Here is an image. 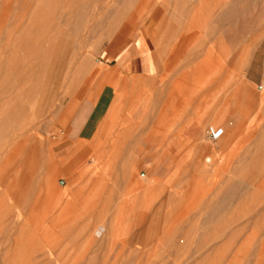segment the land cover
I'll return each mask as SVG.
<instances>
[{"label": "rangeland", "instance_id": "rangeland-1", "mask_svg": "<svg viewBox=\"0 0 264 264\" xmlns=\"http://www.w3.org/2000/svg\"><path fill=\"white\" fill-rule=\"evenodd\" d=\"M203 1L79 0L77 3V0H74L76 4L71 6L69 0H42L40 4L35 1L34 7H26L25 0H0V118H3L0 119V130L8 128L10 131L15 127L28 126L30 129L36 122L43 120L45 127L40 131V139L44 140V144L46 141V152L58 139L67 136L68 129L78 133L83 131L88 118L95 110V105V116L81 137L88 134H85L86 130H96L97 137L93 140L96 144L104 129H110L108 132L111 134L114 130H124L121 136L125 142V155L119 162L118 159L115 160L118 163L111 160L110 170H107L106 164L95 170V162L88 153L90 144H82V139L76 140L79 154L75 169L78 178L73 184V195L84 203L88 212L110 209V215L114 211H122L121 224L124 234L130 233L141 224L138 216H149L144 226L154 229L160 227L164 232V235L152 244L150 251V255H153L152 250H155L154 254L160 255H155L159 260L158 264H228L239 249H242V252L233 264H264V16L257 17L258 14L264 13V0H253L256 4L249 8L255 17H250L248 21L251 29L247 35V49L242 43L232 45L225 39L221 41L213 37L219 26V22H216L219 13L224 12L225 4L234 0H205L209 3L205 6L207 13L202 9ZM67 2L70 8H88L85 10L87 14L83 8L81 10L86 15L75 7L76 18L72 15V19L66 13L67 10L73 13V8L69 9ZM60 4L66 12L61 11ZM23 7L25 11L31 8L27 17L44 19H40L44 29L40 32L44 31L46 34L39 35L36 29L32 34L33 37L38 35L40 43L42 42L41 47L54 41L51 46H45V50H42L52 49L50 51L56 59L45 63L43 54L36 61L37 64H47L45 68L48 66V69H43L47 72L54 69V76L51 78L45 79L43 75L47 72L40 74L37 66L30 68L31 72L28 71L31 66L29 59L32 58L35 46L30 44L27 49L24 43L21 44L27 40V35L30 36L25 30L28 19L23 22ZM57 10L58 13L61 12L60 15L65 14L57 17ZM80 12L88 25L83 21L80 33L73 35V26ZM64 15L68 19V26L65 23L66 26L62 27L65 36L60 40L61 33H58L53 25L56 18ZM236 24L240 27L245 23ZM47 28L51 29V32ZM149 28L160 31V45L177 58L173 67L163 71L161 76L160 88L161 91L164 88V94L161 96V91L157 94L159 106L165 108L166 104V109L174 115L169 119L168 137H180L187 127L197 136V140L194 146L181 150L176 155L158 151L156 159L151 160L150 157V162L146 164V156H149L145 155L146 151L140 147L145 136H142L139 128L133 127L124 118L122 111L114 112L115 107L121 102L124 103L129 95L125 94L123 86L126 75L122 72L116 74L118 70L112 66L135 42L139 33ZM14 45L18 51L14 50ZM72 51L74 53H71ZM239 53L240 56L237 55ZM234 55L237 60L230 64ZM180 73L189 75L185 83L187 87L185 84L179 87L180 91L189 95L180 96L177 91L170 97L171 87L179 80V76H182ZM54 77L57 79L55 91L49 89L33 97L22 95L21 89L28 81L40 84L43 80L41 87L44 89L48 82H55ZM103 88L116 98H102ZM14 89L20 94L17 91L15 93ZM15 95L18 96L13 98ZM85 97L88 99L80 102ZM26 101L30 102L31 108L23 111L21 108L24 107L23 104L27 107ZM13 102H16V105ZM70 103L72 106L68 109ZM243 111L246 117L242 115ZM128 126L133 127L132 131ZM127 128L129 132L126 131ZM221 129L225 136L212 140L210 132ZM132 137L138 140L135 142ZM49 141L51 144L47 143ZM202 145L206 147L204 152ZM46 153L45 159L36 164L30 172L35 188L34 196L39 198L36 219L38 218L37 223L41 230L47 225L46 219L60 207V196L53 195L48 188L56 186L64 190L68 185L66 179L51 175L55 171L50 168L53 166L50 165L48 151ZM209 156L214 160L211 164L205 163V158ZM62 157L58 153L56 161L59 162ZM128 160L135 164L133 171L126 163ZM4 161L5 158L1 163ZM84 161L88 162V166L83 165ZM134 195L138 198L137 208L132 216L125 205L136 200ZM0 199V232L2 236H6L8 198ZM77 209L81 211L80 208ZM159 210L162 211L161 214ZM157 215H161L159 222L163 220V215L166 221L158 223ZM210 217L215 219L212 224L208 222ZM152 218H156L154 222ZM153 223H156V227ZM103 233L104 229L100 228L96 240L92 243L90 241V245L86 244V247H91V251L85 254L86 264H137L139 257L137 255L132 259V248L122 251L119 243L113 246L108 239L101 238ZM249 238L250 240H247ZM80 241L79 244H82ZM232 242L238 244L234 246ZM103 244H106V247ZM231 244L235 253L230 250ZM234 247L238 248L235 250ZM171 251L176 254L170 256ZM207 257H210L209 260L204 261ZM154 259L157 260L156 257Z\"/></svg>", "mask_w": 264, "mask_h": 264}, {"label": "bare ground", "instance_id": "bare-ground-1", "mask_svg": "<svg viewBox=\"0 0 264 264\" xmlns=\"http://www.w3.org/2000/svg\"><path fill=\"white\" fill-rule=\"evenodd\" d=\"M35 1H37L38 4H40L42 2V0H25L26 7L27 6L30 7L32 5L34 7L35 5L33 3ZM59 1L63 2V0H59ZM71 1L74 2V0H71ZM71 1L69 0V2L71 3V6L73 4L74 5L76 4L75 2L73 3ZM78 1L79 0H77V3H78ZM50 2H52V1H50ZM65 2L66 1H64V3ZM254 2L255 1H253V0L252 1L251 0H234L232 3L225 4L224 7L226 9L223 10L224 12H220L218 17H217L218 21H216V22H219V26L214 31L213 37L217 38L221 41H223V39H225L232 45H238V44L242 43L244 45L245 49H247L248 48L247 43H249V39L247 38V35L251 29V28H249L248 21H250L249 20L250 17H255L253 12L249 8L253 4H256ZM15 3H17V1ZM82 3H84V2H82ZM66 4H67L69 9L73 8V7L70 8L71 6L68 5V2ZM208 4L209 3L207 1H205V0L203 1V7L204 8H202V9L205 10V12H206L205 6L206 5L208 6ZM48 5H50V4H48ZM60 6H61V11L64 12L65 11L64 6L61 4L59 5V7ZM62 6H63V8H62ZM90 6L92 8V5H90ZM59 7H57V8H59ZM75 7L72 10L73 13H71L69 10H67V12L65 11L72 19H73L72 15L76 14V13H74ZM77 7H79V6H77ZM82 8L83 7H81V9ZM23 9H24V7H23ZM23 9H22V11H23ZM30 9L31 8H28L26 11L24 9V11H23L24 12L23 18L25 19V20H23V22H25L27 19L29 22V23L27 22L28 25L26 27H25V25L23 27H25V30L28 31L27 34H29L30 36H28V35L26 36L27 40L25 42H22V39H21V42H22L21 44L24 43V45H26V47H28L30 44L35 46V49H34L33 54H32V58L29 59V63L31 64V66L28 68V71L30 70V72H31V69H34V67L37 66L39 68L38 71L39 70L41 71L40 74L41 73L44 74L45 72H47L46 70L48 69L47 68L48 66L45 68V66L47 65V64L45 65V63H47L46 61H54L56 59V56L55 55L52 56V53H51L52 51H50L52 49H50V48L47 49L46 51L42 50V48H44L47 45L45 43V45L43 44L44 47H41L42 42L40 43V39H39L38 35L35 37L32 36L34 29H36L38 31L37 34H39V33H41L40 30L42 31L43 26L41 24L42 22L40 23V19H41L40 17L39 18L38 17H27L29 12H30ZM49 9H50V7H49ZM77 9H80V8H77ZM86 9H88V8L85 7V9L83 8L82 10H84V12H85ZM260 9H262V8L260 7ZM208 10H209V8H208ZM68 11H69V13H68ZM221 11H222V9H221ZM261 12H262V10H261ZM57 13H58V10H57ZM57 13H56V16L58 17L60 15L59 13H61V12H59L58 15H57ZM70 13H71V15H70ZM82 13H83V11H82ZM85 13L87 14V12H85ZM85 13H83V14H85ZM62 14H65V13H62ZM83 14H81V12L79 15L77 14L78 20H77L76 24L73 26V30H72L73 35L76 32L78 33L80 31V29L83 28V26L81 27L83 21L86 23L85 19L83 20V18H84ZM89 16H91V15H89ZM263 16H264V13H260L257 15V17H263ZM74 18H76V16ZM254 19H256V18H254ZM41 20H44V19H41ZM44 22H43V24H44ZM67 22H68V19H67V17H65V15L63 17H59V18L55 19L53 26L56 28L58 33L59 32L61 33L59 35L60 40H62V38L65 36L64 32H62V27L64 25L66 26L65 23H67ZM240 22H243L245 24L243 26L239 27L236 23H240ZM257 22L259 23V21H257ZM14 24L17 25L16 23H14ZM70 24H71V22H70ZM89 25H90V23H89ZM46 26H47V24H46ZM67 26H68V23H67ZM16 28L18 29L19 25ZM16 28H15V30H16ZM70 28H71V26H70ZM258 28H260V27H258ZM47 30H48V28H47ZM50 30H48V31L51 32ZM89 33H91V32H89ZM251 33H253V30ZM44 34H46V32L43 33V35ZM47 35H49V34H47ZM55 37H56V35H55ZM252 37H253V35H252ZM46 40H48V38ZM17 41H18V39H17ZM53 42L54 41H52V43ZM15 43H16V41H15ZM52 43H50V45H48V46H51ZM221 43H223V42H221ZM21 44H20V46H21ZM57 45H55V46L57 47ZM87 45H89V44H87ZM21 47L24 48L25 50L29 49V47L26 49V47H23V45ZM79 48H81V47L79 46ZM16 49H18V48H16V46H15L14 50H16ZM82 49L83 48H81V50ZM44 50H45V48H44ZM53 50H54V48H53ZM16 51H18V50H16ZM241 52L243 53V51H241ZM71 53H74V51H72ZM13 54H14V52H13ZM43 54H44V62H45V63L43 62L44 65L42 63L37 64L36 61L38 59H40ZM237 55L240 56V53ZM67 56H69V55H67ZM81 56H83V55L81 54ZM242 58H240V59H242ZM57 59H58V56H57ZM15 60H16V57H15ZM236 60H237L236 56L235 55H234V57L232 56L231 60H230V64H233ZM245 60H246V58H245ZM70 61H72V59ZM43 69H46V70H43ZM33 71L35 72V70H33ZM33 71H32V73H34ZM50 72H49V74L46 73L45 75H43V76H45V79L52 77V75L54 74V69H52ZM97 72H98V70H97ZM175 72H173V73H175ZM57 74H58V72H57ZM57 74L55 75L56 78L58 77ZM104 74H105V72H104ZM46 75H48V77H46ZM68 76H70V75H68ZM188 77H189L188 73H183V75L181 77L179 76V78H178L179 80L176 83L174 82L175 84L172 83L174 85L171 87L170 97L172 95L174 96V94H176L177 91H178V94L180 96H183V95L188 96L189 95V94L188 95L184 94L182 91H180V88H179L181 85H184L185 83H187ZM19 78H22V77H19ZM55 79H54L55 82H53L51 84H50V82H48L47 86L44 89H43V87H41L43 80H42V83H40V84H35V82L30 80V79H29L30 81H28L27 84H25V82L23 81V84H25V85L22 87L21 93H22V95H25L26 97H33V96H36L39 92L44 93L45 91L47 92V90H49V89L55 91L56 84H57V79L56 80ZM17 80H16V82H17ZM176 80H177V78H176ZM20 84H21V82H20ZM185 86L187 87L186 84H185ZM128 89H130L129 90L130 92L128 93L129 94L128 98L125 99L124 103L121 102L120 105L117 106V108L115 107L114 112H117L118 110H120L124 113L125 103L128 100H130V98L135 93H137L135 91V89L130 88V87L128 88V85H127V90ZM183 89L186 90V88H183ZM14 91L16 93L17 90L14 89ZM14 91H13V93H14ZM17 93H18V91H17ZM18 94H20V93H18ZM162 94H164V88L161 91L160 95L162 96ZM17 96L18 95H15V97H13V98H16ZM169 99L171 100V98H169ZM169 99H167V100H169ZM176 99H177V97H176ZM170 100H169V102H170ZM13 103L15 104L16 102H13ZM13 103H12V105H13ZM175 103L177 104V102H175ZM26 104H27V107H26V105L23 104L24 107L21 108V109H23V111H26L27 108L28 109L31 108L29 101H26ZM71 106H72V103L69 104L68 109ZM14 107H16V106H14ZM165 108H166V104H165ZM19 111H20V109H19ZM243 112L244 113L242 115L245 116L246 113H245V111H243ZM240 114H241V112H240ZM0 119H3V118H0ZM50 120H51V118H50ZM44 122L45 121H43V120L38 121V122H36V124L32 125L30 127V129L28 126L26 128L25 127L24 128L23 127H21V128L15 127L16 129L14 128L13 130H10V131L8 130V128L0 130V195H1L0 198L1 197H5V198L7 197L8 198V235L2 236V233L0 232V264H86L85 262L87 259L85 257L86 256L85 254H87L88 251H91V249H90L91 247L90 246L86 247L87 246L86 244L89 243L88 245H90V241L92 243L93 241L96 240V236L98 235L97 233H98V230L100 228L104 229V233L102 234L101 238L108 239L111 242V245L117 246L116 244L119 243L122 246V248H121L122 251H126L127 249L130 250L132 248V259H134V257H137V255L139 257V259L137 258V260H138L137 264H158V262H159V260L157 258L158 255L154 254L155 250H152L153 251L152 254L154 256L150 255L151 254L150 251H151V246H153L152 244H155L158 237L159 238L162 237L164 235V232L162 231V229L160 227H156V223L155 224L153 223L156 227L155 229L151 228L149 226L148 227L144 226L145 222L148 221L147 219L149 218V216H147L145 214L138 216L141 224L137 225L134 228L136 230L133 229V231H131L130 233L124 234V232H122L123 230H122V224H121L122 219H123L122 213H121L122 211H120V210L118 212L114 211L110 215L108 214V213H110L109 211H111L110 209L109 210H102L100 212H88L85 209L84 203L82 201L78 200L77 197H75L73 195V190H74L73 184L75 183L76 179L78 178V176H77L78 173L76 172L75 166H76V162H77L76 160H77V157L79 154L78 153L79 150H78L77 141L71 140L72 139L71 137L74 136V132L72 130H69V129L67 130V136L66 137H61L60 139H58L55 142L56 145L55 144H54V146L52 145V147L48 148V150H47L48 155H49L48 158L51 161L50 165L53 166L50 168H54V171H55L54 173H52V171H51V173H52L51 175L54 174V175L58 176L59 179H60V177L66 179L68 185L64 190L59 189L56 186H55V188L48 186L50 188V189L48 188V191H52L53 195L60 196V198H59L60 207L58 208V211L56 210V212H54V214L51 217H49V219H46L47 225L44 222L43 224H45L46 226L44 227V225H43L44 228L41 230L39 224L37 223L38 218L36 219V217H37L36 213L38 211L39 198L34 196L35 192H33V191L35 190V188H34V185L32 183V178L30 176V172L36 164H38L40 161H43L45 159V156L47 154L46 153L47 151L45 152V150H44L46 141L44 144V140L40 139V131H41V129H43L45 127ZM126 124H128V123H126ZM129 126H128V128H130ZM75 127H76V125H75ZM128 128L126 129V131L128 130ZM131 128H133V127L131 126ZM131 128H130V131H132ZM89 131L90 130H86L85 134L86 133H88V134H86L85 136H83L79 139H82V141H81L82 144H84L83 142H85V143L87 142L90 144V145H88L89 146L88 153L91 156V160H93L95 162L94 169L96 170V169H98V167L100 165L106 164V165H108L107 170H110L111 169V163L112 162L114 163V161L117 159H118L117 161L119 162L121 160L120 158L124 157V155H125V150L123 147V144L125 142L122 140V136H121V133L124 132V130H122V131L114 130V133L112 132V134H111V132L110 133L108 132V131H110V129H104L103 131H101V136L98 140V143H96V144L94 143L95 141H93V140H94V137L95 138L97 137L98 131H96V130H93V132H89ZM127 132H129V131H127ZM211 133H213L214 135L219 133L218 139L221 136L223 137V135L225 136L224 131L222 129L217 131V132L212 131V132H210V135H211ZM132 139H133V137H132ZM133 140H135V139H133ZM136 140H138V139L136 138ZM136 140H135V142H136ZM47 143L51 144L50 141ZM58 146H59V148H58ZM55 147H57V149L59 151H57ZM205 150H206V147L204 145H202V151L204 152ZM55 152H58L61 156H63L59 162L56 161L58 153H55ZM126 154H127V152H126ZM4 158H5V161H4V163L2 162L3 163L2 164L1 160ZM49 159H48V162H49ZM130 159L132 161L131 157H130ZM111 160H112V162H111ZM131 161L128 160L126 163L130 166L131 171H133L135 164H133L134 161H132L133 163ZM212 161H214V160L212 159L211 156L205 158V163L211 164ZM118 162L115 161V163H118ZM7 165H8V170H7ZM83 165L88 166V162L84 161ZM54 175H53V177H54ZM51 179H52V177H51ZM51 181L53 182V180H51ZM54 181L56 182V180H54ZM235 189L237 192L238 190L236 187H234V190ZM68 197H69V199H67ZM64 198H66L65 201H64ZM2 200H4V199H2ZM2 202H4V201H2ZM121 204H122V202H121ZM29 206H30V208H29ZM77 208H80L81 211H79ZM119 208H120V206H119ZM159 212L161 214L162 211L159 210ZM154 213H155V211H154ZM164 214L166 215V213H164ZM155 216H153V217H155ZM157 216H159V215H157ZM160 216L157 217V219L160 218ZM165 217H167V216H165ZM152 219H153L152 221L154 222V220L156 218L155 219L152 218ZM157 219H156V221H158V223L162 222L163 220L166 221V219L164 218V215H163V220H160V222H159V219L158 220ZM208 222H210L211 224L213 222H215L214 217H210L208 219ZM165 223H163V225ZM159 226H160V224H159ZM159 229H161V230H159ZM232 233H234V232H232ZM101 238H100V240H101ZM81 239L83 241H80ZM176 240L174 242H176ZM247 240H250V238ZM79 241L82 244H79ZM83 242H85V243L83 244ZM232 244H234V243L232 242ZM232 244H231V247L233 246ZM103 245H105V247H106V244H103ZM236 245L234 244V246H236ZM108 247H109V245H108ZM221 247H222V245H221ZM221 247L219 246L220 249H222ZM236 248H238V247H236ZM236 248H235V250H236ZM103 249H104V247H103ZM214 250H213V252H214ZM230 250H232V252H234V253L236 252V251H233V247ZM219 251H221V250H219ZM241 252H242V249H239L238 253L237 252H236V254L233 253L234 256H233V254H231L233 257H231L232 259L228 262V264H233L234 261L236 260L237 256L240 255ZM173 253L174 252H172L170 256H172ZM215 253H217V252H215ZM174 254H176V253H174ZM107 255H109V254H107ZM155 255H157V256H155ZM154 257H156L157 260H155ZM208 258H210V257L204 258V261L209 260ZM104 263H105V261H104Z\"/></svg>", "mask_w": 264, "mask_h": 264}, {"label": "crops", "instance_id": "crops-1", "mask_svg": "<svg viewBox=\"0 0 264 264\" xmlns=\"http://www.w3.org/2000/svg\"><path fill=\"white\" fill-rule=\"evenodd\" d=\"M158 33L160 31L151 28L142 30L130 48L124 51L112 66L117 68L116 74L122 72V74L126 75L124 79L125 94L129 95L128 93L130 92V89L127 90V85L128 88H133L137 92L133 96L131 95L129 102L125 103L124 118L133 127L139 128L142 136L147 138H144L140 145L147 152H145V155L148 154L149 156V158L146 156V164L150 162V157H152L151 160L156 159L158 151L176 155L181 150L194 146L197 140V136L187 127L183 130L180 137L174 138L173 135L168 137L169 119H172L174 115L170 110L160 107L161 105L159 106L157 94L161 90L163 71L171 69L177 58L173 56L172 52L166 51L165 47L160 45V35ZM103 97L108 99L116 98L108 91L106 92L105 88L102 89ZM86 99L88 98L85 97L80 102ZM94 109L93 114L88 118L84 130L80 133L73 131L74 136L71 137V140L76 141L82 136L95 116V105ZM134 198L136 199L135 201L133 200L129 205H125L128 207L130 214L132 213V216L137 208L138 196L134 195Z\"/></svg>", "mask_w": 264, "mask_h": 264}, {"label": "built area", "instance_id": "built-area-1", "mask_svg": "<svg viewBox=\"0 0 264 264\" xmlns=\"http://www.w3.org/2000/svg\"><path fill=\"white\" fill-rule=\"evenodd\" d=\"M218 135H219V133H217L216 135L211 133L210 137L212 138V140H217L218 139Z\"/></svg>", "mask_w": 264, "mask_h": 264}]
</instances>
